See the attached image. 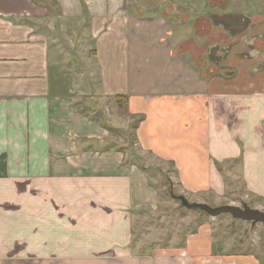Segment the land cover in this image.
Segmentation results:
<instances>
[{
    "label": "crops",
    "instance_id": "0c3cea01",
    "mask_svg": "<svg viewBox=\"0 0 264 264\" xmlns=\"http://www.w3.org/2000/svg\"><path fill=\"white\" fill-rule=\"evenodd\" d=\"M139 1L0 0V264H264L208 220L177 246L134 240L159 202L136 145L172 164L192 202L251 196L264 211V19L235 40L222 27L213 62L195 27L174 36L166 1ZM216 8L235 14L227 0L195 13ZM127 127L124 145L111 128Z\"/></svg>",
    "mask_w": 264,
    "mask_h": 264
},
{
    "label": "rangeland",
    "instance_id": "374dc122",
    "mask_svg": "<svg viewBox=\"0 0 264 264\" xmlns=\"http://www.w3.org/2000/svg\"><path fill=\"white\" fill-rule=\"evenodd\" d=\"M168 4L164 8V12L168 14L169 21L172 27H175L174 36L181 35L182 31L192 30L195 27V34L205 36L201 42L200 49L204 50L201 53L207 54L205 58H209L214 62L223 56L226 52L227 44L225 39H222L223 32L220 33L222 27H228L226 32H230L233 39L240 38L237 33L245 30L251 24H255L258 20L264 19L261 16H252L254 12L264 14V0H227V3L232 8L231 13L234 15H219L222 12L217 10L219 3H216L215 15H199L196 16L195 11L201 10L205 0H140L139 2H148L155 4L157 7ZM210 1V0H209ZM218 1V0H217ZM212 2V1H211ZM215 10V11H216ZM155 11V10H153ZM203 11V10H201ZM150 12V11H148ZM246 12V15L243 13ZM219 13V14H217ZM215 24V25H214ZM184 27V28H182ZM210 28V30L208 29ZM215 30L213 31V29ZM212 29V30H211ZM58 31V27L54 30ZM59 34V32H55ZM192 35H194L192 33ZM194 40H200L194 35ZM189 41V40H188ZM60 43L61 41L58 40ZM192 48L191 43L188 42ZM212 45L210 48L208 46ZM66 49V47H65ZM61 44V54L65 50ZM209 52V53H208ZM76 59V57H74ZM100 97V96H99ZM101 103H104L105 113L115 104L112 98H98ZM107 108V109H106ZM111 112V110H110ZM139 116H136L132 121H138ZM132 118H130L131 120ZM116 123L113 122L112 126ZM111 133L115 137H119L124 145L127 143H135L133 137V129L127 128H111ZM135 158L133 160L142 165L147 170L151 182L155 185L159 193V202L156 208H146L137 216L136 229L139 233L135 235L137 245L146 242V247L160 248L167 245H180L182 238L192 232L200 221L208 220L214 223L215 238L221 241L223 247L232 249H240L243 251L262 252L264 251V224L257 223V226L251 225L249 221L242 222L239 219L233 218L229 213H224L216 218H211L206 212L199 209H187L180 204L176 198L180 195L176 187L175 175L172 174V164L164 162L159 158L151 156L149 153H141V149L136 145ZM149 155V156H146ZM147 157V158H145ZM234 178V177H233ZM233 182L236 184V195L242 196L241 183L235 178ZM237 196V197H238ZM186 198V197H185ZM187 199V198H186ZM237 205L246 202L253 207L255 198L249 196L248 199H239ZM189 202L191 200L187 199ZM195 202V201H194ZM210 206H218L221 203L207 201ZM143 231V235L140 232ZM142 237V240H141ZM183 242V241H182Z\"/></svg>",
    "mask_w": 264,
    "mask_h": 264
},
{
    "label": "water",
    "instance_id": "95a60500",
    "mask_svg": "<svg viewBox=\"0 0 264 264\" xmlns=\"http://www.w3.org/2000/svg\"><path fill=\"white\" fill-rule=\"evenodd\" d=\"M176 198L183 207L202 210L212 218L229 213L235 219L249 221L251 225L259 222L264 224V211L256 207H251L246 202H242L241 205L222 204L210 206L203 202H189L183 195H177Z\"/></svg>",
    "mask_w": 264,
    "mask_h": 264
},
{
    "label": "trees",
    "instance_id": "16d2710c",
    "mask_svg": "<svg viewBox=\"0 0 264 264\" xmlns=\"http://www.w3.org/2000/svg\"><path fill=\"white\" fill-rule=\"evenodd\" d=\"M116 98V102L123 105V104H126L127 103V98L126 97H122L121 95H117L115 96Z\"/></svg>",
    "mask_w": 264,
    "mask_h": 264
}]
</instances>
